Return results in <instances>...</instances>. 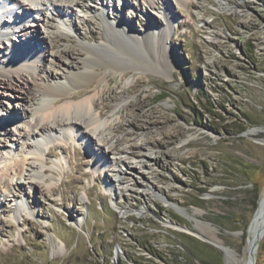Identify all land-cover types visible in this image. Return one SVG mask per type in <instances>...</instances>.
<instances>
[{
    "label": "rangeland",
    "instance_id": "1",
    "mask_svg": "<svg viewBox=\"0 0 264 264\" xmlns=\"http://www.w3.org/2000/svg\"><path fill=\"white\" fill-rule=\"evenodd\" d=\"M181 3L169 2L175 12L167 41L170 52L161 54L158 49L162 63L171 62L173 68L156 71L125 65L114 52L96 49L107 61L126 68L107 81L96 78L91 83L95 99L106 105L99 130L114 141L124 139L118 143L120 151L115 149L109 158L95 155L102 149L96 139L51 136L42 146L46 136L29 134L36 125L32 114L43 100L40 92L32 89L26 103L11 97L10 89L0 90V264L247 260L248 227L259 212L255 214L252 203L259 199L257 206L264 210V0ZM110 4L106 12L129 31L146 34L165 25L161 4L149 11L154 17L146 10L129 12L121 1L115 7ZM27 6L31 13L16 6L7 20L0 7L3 24L9 26L10 18L21 22L13 27L17 33L10 27L8 38L0 41V58L7 67L14 60L5 61L4 53L11 51L13 38L22 37L21 29L35 37L34 56L47 43L32 27L55 32L54 27H44L35 5ZM88 17L91 24L77 20L79 32L70 30L62 42L69 54L60 50L76 68L83 66L85 47L100 42L90 33L107 27L97 15ZM155 20L160 25H154ZM130 40L122 39L138 57L144 51ZM93 64L105 71L99 62ZM62 68L55 69L64 76L67 71ZM130 81L135 84L130 86ZM122 86H128L127 93L121 92ZM114 105L118 108L112 110ZM13 110L18 115H8ZM132 142L139 147L132 149ZM28 144L40 146L43 162L34 164L42 166L40 173L29 170L33 160L28 156L23 162ZM133 150L140 155L129 153ZM263 220L264 216L261 224ZM253 222L251 239L258 230H252ZM256 264H264V236Z\"/></svg>",
    "mask_w": 264,
    "mask_h": 264
},
{
    "label": "bare ground",
    "instance_id": "2",
    "mask_svg": "<svg viewBox=\"0 0 264 264\" xmlns=\"http://www.w3.org/2000/svg\"><path fill=\"white\" fill-rule=\"evenodd\" d=\"M8 1L11 2V5L18 6L20 9H22V12L24 13L27 11L30 12L32 10L27 6L28 4L35 5L37 7V11H39V13L42 15L41 21L43 22L44 27H49V29H53L54 27L55 32L50 34L49 30L45 29L44 32H41L39 27H32L31 31L34 32L33 30H35L38 34L41 33L42 37L46 40L45 43H47L43 50L40 53L38 52L37 56H34L33 53L36 50L38 44L35 45L34 42L32 44L31 41H33L35 37H33L34 35L31 36L26 31L23 32L21 29L22 32H20L19 35L22 37L19 36L18 38H13L14 42L11 51L9 50L8 54L4 53V55H6L5 61H8L12 58L14 60L13 63L7 67L4 65L2 58H0V90L6 91L10 89L13 91L12 93H9L11 97H17L26 103L31 101L30 97L32 89L40 92L39 94L41 97H43V100L41 102V106H39V108H37L32 114V117H35L36 125L35 129H32L29 134H40L46 136L43 142L41 141V143H39L42 146L43 144L46 145L47 142L49 143L48 138L51 136L58 138L61 136V140H73L79 137L82 139H96L97 141L99 140L101 142L102 149L97 151L95 155H97L98 158H109L111 152H113L115 149L119 150V148H117L118 143L124 139L117 137L116 141H114L115 137L103 136V131L99 130L100 126L102 125V109L105 108L106 105L105 101L100 103L99 100L95 99V95L92 94L94 87L91 85V83L96 78H98L100 82L107 81L109 80L108 77L110 75L116 74L118 72L123 73L126 68L121 63L112 64L111 62L107 61L105 59L106 57H104V55L100 54L98 51L107 49L111 52H114L116 56L127 62L125 65L135 64L138 66V68L149 67L156 69V71H167L173 68L174 65H172L171 62H166V64L162 63V57L159 56L160 54L158 52L159 47H161V54L164 52L167 53L168 51L170 52V46L168 45L167 41L169 39V32L173 26L172 19L175 17V12L172 10L171 5L169 4L170 0H158V2L154 0H0V4L6 3ZM111 1L114 2V7L116 1H121L124 7H127L129 12L135 13L138 10L144 12V10H146L144 13L149 17H154L153 14L149 13V11L156 9V4H161L164 9L160 12V14L162 17H164L165 25L157 30V32L152 31L147 32L146 34L137 33L133 29L129 31V29L126 28V25L123 28L117 23L120 21L117 16H111L108 11L106 12V10H109L112 7L110 4ZM178 1L180 4H182L181 2H191V0ZM192 2H194V0H192ZM4 8L5 7L3 6V13L8 11V9H6L4 12ZM100 10L102 13H99ZM91 14H93L94 17L96 15L100 17V22L106 24L107 27L100 31H92L90 33L91 37L99 39L100 42L95 46L85 47L87 50V56L83 58V66L82 68H76L72 63L73 61H65L64 55L60 53L61 50L62 52L69 54V49L63 47L62 42L65 41V38L70 36L71 31L75 32L76 34L79 32V27L76 24L77 20L83 24H91L93 19L88 17L91 16ZM107 14L108 18H106ZM9 17L10 15L4 20H7ZM10 21L11 22L9 26H6L7 24H3L0 20V36L3 34V32L10 31L8 29L10 27L14 34L17 33V30H15V25L17 23L20 24L21 22L18 21L17 18H10ZM14 21H16L15 24L13 23ZM66 21H68V24H66ZM156 24L160 25L157 20L154 21V25ZM31 25L33 24L31 23ZM26 26L27 24L22 28L25 30L27 28ZM118 34L122 35L119 37ZM7 36H9V33H7ZM126 37L129 40L131 39L130 41L133 43L135 42V44L144 52L140 53L141 55L137 57V50H135V53L130 51V48L124 45L125 42H123L122 39H125ZM40 40H38L37 43H41ZM97 48L102 49L98 50ZM4 49H7V47ZM7 50L5 52H7ZM10 53H12L11 56ZM168 54L170 56V53ZM7 57L9 58L7 59ZM114 58L117 59L115 56ZM97 62L100 63V66H103L105 71L102 69L101 71L98 70L96 67L97 65L93 64ZM55 68H62L67 72L63 76L62 74H59ZM139 79L141 78L138 77L135 82L140 81ZM132 83L133 81H130V86L135 84ZM127 87L128 86H122L121 92L123 94L127 93ZM75 88L79 89L73 91ZM117 108L118 105H114L111 109L115 110ZM9 112L10 113L8 115H12V117L18 115V112L15 110ZM89 128L95 129V132L88 131L87 133L86 129ZM119 128L120 124L116 125L114 130L117 131ZM133 134H135V132H133ZM132 140H135V138ZM130 145L132 149L139 147V145H136L133 142ZM28 147V152L24 156L25 159L23 162L27 160L26 156H28V158L33 160V162H28L30 163L29 166L31 167L29 170H34L36 173H40L42 166H34L35 163L39 164V162H43L41 159L40 146L28 144ZM127 148H122V151L124 149L127 151ZM129 153H132L133 155L139 154V152L135 150L130 151ZM91 154H94L93 149ZM119 162L125 165L128 164V166L130 163L129 161L125 163L123 159H120ZM24 171L25 167L23 165V168L19 172L21 177L23 176ZM43 181L45 183L47 182L45 180ZM1 183L4 184L5 180L2 179ZM115 205L120 206L119 203H115ZM259 209L260 210H258L259 212L257 211L258 213L254 222L253 219L250 221V225L253 222V231L262 227L264 223L263 220V223L261 224L262 218L264 216V210H261L260 207ZM258 226L260 227L258 228ZM250 234L251 226L249 236ZM216 243L226 252L228 258H233L230 256L231 252L222 242L216 241ZM249 248L250 245L248 249ZM236 263L239 264V261L237 260ZM242 264H249V261L246 260Z\"/></svg>",
    "mask_w": 264,
    "mask_h": 264
},
{
    "label": "water",
    "instance_id": "3",
    "mask_svg": "<svg viewBox=\"0 0 264 264\" xmlns=\"http://www.w3.org/2000/svg\"><path fill=\"white\" fill-rule=\"evenodd\" d=\"M259 205H260V203H259ZM258 210H259V206L257 207V209L255 211V214H256V212ZM250 226L251 225H249V227H248V234H249V231H250ZM263 236H264V223H263L262 227H260L258 229V233L254 237L253 240L248 235V243L250 245V248H249V257L247 258V260L249 261V264H256V261H257V251H258V247H259L260 241L263 238Z\"/></svg>",
    "mask_w": 264,
    "mask_h": 264
},
{
    "label": "trees",
    "instance_id": "4",
    "mask_svg": "<svg viewBox=\"0 0 264 264\" xmlns=\"http://www.w3.org/2000/svg\"><path fill=\"white\" fill-rule=\"evenodd\" d=\"M259 200V199H258ZM258 200H256V201H254L252 204H253V207H254V210H256L257 209V205H258ZM248 225H249V223L248 222H246L245 223V225H244V230L246 231L247 230V227H248ZM188 238H191L190 236H187ZM193 238H191V240H192ZM195 248V247H194ZM191 250H193L192 248H190Z\"/></svg>",
    "mask_w": 264,
    "mask_h": 264
}]
</instances>
